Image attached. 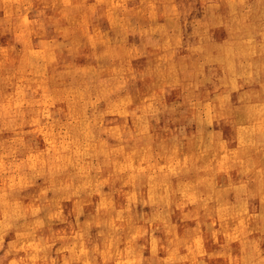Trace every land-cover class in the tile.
Masks as SVG:
<instances>
[{"label": "rangeland", "instance_id": "obj_1", "mask_svg": "<svg viewBox=\"0 0 264 264\" xmlns=\"http://www.w3.org/2000/svg\"><path fill=\"white\" fill-rule=\"evenodd\" d=\"M249 5L230 8L225 0H0V264H163L168 258V264H253L257 255L264 260V219L231 217L239 214L242 200L255 204L264 197V150L241 144L235 130L243 121L226 109L231 94L237 101L250 92L263 110L257 103L249 120L264 131V88L259 87L264 66L257 74L258 63H264V7ZM103 47L110 50L98 59ZM172 54H178L179 76L166 68ZM94 57L101 68L110 69L114 62L132 65L130 72L112 76L125 83L104 90L108 82L98 73L89 74V85L82 82L77 72L93 66ZM76 90L79 95L71 93ZM127 95L133 98L130 106L123 102ZM149 107L157 116H148L145 124L129 116L130 111L146 116ZM259 109L263 122L258 126L253 119L258 120ZM188 110L197 114L191 122ZM171 125L180 132L196 131L195 148L208 156L202 161L201 152L189 161L173 158ZM139 138L147 147L146 158L134 148ZM191 140L187 148L196 150ZM98 141L109 147L101 159L92 150ZM121 147L125 151L119 149L113 163L112 149ZM167 162L182 170V180L195 164L200 179L191 196L180 195L175 207L158 193L142 192L147 189L142 173L165 172ZM208 173L214 184L204 180Z\"/></svg>", "mask_w": 264, "mask_h": 264}, {"label": "bare ground", "instance_id": "obj_2", "mask_svg": "<svg viewBox=\"0 0 264 264\" xmlns=\"http://www.w3.org/2000/svg\"><path fill=\"white\" fill-rule=\"evenodd\" d=\"M59 1V0H58ZM184 1V0H183ZM211 1V0H210ZM248 2H250V7L252 6L253 7V5H258V6H260L261 8L262 7H264V2H261L260 0H225V4H226V6L227 7H230V8H234V7H239V6H241V5H243V4H246V3H248ZM213 3V2H212ZM190 4V3H189ZM147 5V4H146ZM185 6V5H184ZM188 6H190V5H188ZM174 7V6H173ZM173 7H172V9H173ZM209 8H211V6L209 7ZM115 9V8H114ZM175 9V8H174ZM183 9V8H182ZM190 9V8H189ZM188 9V10H189ZM264 9V8H263ZM179 10V9H178ZM212 10V9H211ZM236 10H237V8H236ZM248 10V9H247ZM258 11V10H257ZM210 12V11H209ZM179 13V12H178ZM243 13V12H242ZM239 14V13H238ZM258 14V13H257ZM173 15V14H172ZM181 16V15H180ZM204 16H206V14L204 15ZM231 16V15H230ZM255 16V15H254ZM259 16H261V15H259ZM56 17V16H55ZM172 17V16H171ZM231 17H233V16H231ZM238 18H241L239 15H238ZM253 18H255V17H253ZM180 19H181V17H180ZM226 19V18H225ZM231 19V18H230ZM246 19V18H245ZM53 20V19H52ZM233 20H234V18H233ZM232 20V21H233ZM142 21V20H141ZM170 21H172V22H175L176 21V19H170ZM215 21V20H214ZM143 22V21H142ZM221 22H222V20H221ZM246 22V21H245ZM59 23V22H58ZM215 23V22H214ZM167 24V23H166ZM218 26V25H217ZM263 27V26H262ZM261 27V28H262ZM258 28V27H257ZM260 28V29H261ZM264 29V28H263ZM249 32V31H248ZM258 32V31H257ZM246 33V32H245ZM242 34V33H241ZM208 35V34H207ZM233 35V34H232ZM208 38H210L209 36H207ZM258 37V36H257ZM212 39V38H211ZM244 39V38H243ZM242 39V40H243ZM241 40V41H242ZM214 41V40H213ZM259 42H261V41H259ZM239 43H240V41H239ZM215 44V43H214ZM218 44V43H217ZM263 45H264V43H262ZM237 45V44H236ZM236 45L234 46V47H236ZM242 45H244V44H242ZM226 47V46H225ZM232 47V46H231ZM244 47V46H243ZM255 48V47H254ZM223 49V48H222ZM108 50H110L108 47H103V50H101L100 51V53L98 54V59H102L105 55H102L104 52H107ZM95 51H96V49H95ZM247 51V50H246ZM245 51V52H246ZM230 52V51H229ZM16 54V53H15ZM227 54V53H226ZM93 55V54H92ZM91 55V56H92ZM178 54H176V56H177ZM228 55V54H227ZM94 56V55H93ZM176 56H174L173 54H172V58H173V61H170V63H168V61H167V66L168 67H166L167 68V70L170 72V73H174V74H177L179 71H178V62H176L177 64H174L175 63V60H174V57H176ZM220 57H222V56H220ZM228 57V56H227ZM91 58V57H90ZM116 60V59H115ZM221 60V59H220ZM223 61V60H222ZM230 60H228V62H229ZM231 61H232V58H231ZM193 62H195V61H193ZM218 62V61H217ZM225 62V61H224ZM55 64V58H54V60H53V65ZM91 64L93 65V66H86L85 67V70L84 71H82V72H77L78 73V76H79V78H80V80L82 81V82H84L85 84H87V85H89L90 84V80L93 78V77H91L89 74H100L103 78H104V82H108L105 86H104V90H106V89H112V88H114V87H117L118 85H119V87L123 84V83H125V81L124 80H122V79H118V78H115V79H113L112 78V76H114V75H117V73H123V72H125V71H128V72H130L129 70L131 69V66L132 65H126V66H124V65H120L118 62H114L113 64H112V66L110 67V69L109 68H106V67H103V68H101L100 67V63H99V60H97L95 57L93 58V60L91 61ZM224 64V63H223ZM229 64H230V62H229ZM259 65H260V69H259V72L257 73V74H259V73H262V68H263V66H264V63H258ZM233 66V65H232ZM239 66V65H238ZM208 67H209V70H213L212 72L213 73H215L216 74V72H217V69L215 68V66H213L212 64H210V63H208ZM222 67V66H221ZM166 68H164V69H166ZM198 68V67H197ZM6 69V68H5ZM9 69V68H8ZM64 69H65V67H64ZM233 69V68H232ZM115 70H116V72H115ZM235 70V69H234ZM246 70V69H245ZM64 71V70H63ZM69 71V70H68ZM164 71V70H163ZM250 72H254V69H250L249 70ZM189 72V71H188ZM232 72V71H231ZM234 72V71H233ZM264 73V72H263ZM198 74V73H197ZM130 75V74H129ZM178 76H179V74H177ZM186 75V74H185ZM195 75V74H194ZM213 75V74H212ZM232 75V74H231ZM182 76V75H181ZM116 77V76H115ZM195 77V76H194ZM229 77H231V76H229ZM235 77V76H234ZM167 78V77H166ZM216 78V77H215ZM252 78V77H251ZM251 78L249 77V79H248V81L246 82L247 83V85H249L248 83H249V80H251ZM200 79V78H199ZM202 79V78H201ZM200 79V80H201ZM228 79V78H227ZM253 79H254V76H253ZM252 79V80H253ZM180 80V79H179ZM236 80V79H235ZM169 81V80H168ZM230 81H232V79L230 80ZM161 82V81H160ZM200 82V81H199ZM253 82V81H252ZM170 83V82H169ZM211 83H213V82H211ZM218 83V82H217ZM237 83H238V81H237ZM260 83V82H259ZM164 84V83H163ZM175 84V83H174ZM187 84H190V82L188 81L187 82ZM196 84V83H195ZM204 84V83H203ZM206 84V83H205ZM261 84V83H260ZM86 85V86H87ZM93 85V84H92ZM170 85V84H169ZM172 85V84H171ZM170 85V86H171ZM182 85V84H181ZM199 85V84H198ZM238 85V84H237ZM94 86V85H93ZM163 86V85H162ZM193 86V85H192ZM176 87V86H175ZM196 87V86H195ZM213 87V86H212ZM216 87H218V86H216ZM215 87V88H216ZM231 87V86H230ZM260 88H264V84H262V85H260L259 86ZM259 87L257 86L256 88L257 89H259ZM178 88V87H177ZM214 88V89H215ZM223 88H225V87H223ZM249 88V87H248ZM159 89V88H158ZM236 89H237V87H236ZM247 89V88H246ZM86 90V89H85ZM91 89H89V91H90ZM190 90V89H189ZM229 90V89H228ZM182 91V90H181ZM217 91H218V89H217ZM96 92H98V91H96ZM164 92V91H163ZM191 92V91H190ZM241 92H243V91H241ZM71 93H77V95H79L80 94V92L78 91V90H76V91H73V92H71ZM95 93V92H94ZM149 93V92H148ZM216 93V92H215ZM247 93V92H246ZM92 94V93H91ZM165 94H167V93H165ZM169 94H170V91H169ZM168 94V95H169ZM182 94V93H181ZM90 95V94H89ZM154 95V94H153ZM189 95V94H188ZM63 96H65V95H63ZM94 96V95H93ZM97 97V96H96ZM187 97V96H186ZM190 97H192L191 95H190ZM232 97H234V95L233 94H231L228 98H226V109H227V111H232V112H234L235 113V120H237L239 123H241V120L243 121L242 122V124H239L238 126H237V128H236V130H235V132H236V135H237V137L240 139V142H241V144H243V145H246V146H248L249 148H255L256 146H260V148L262 149V150H264V131H263V128L262 127H260L259 129L254 125V124H252L251 122H250V120H249V114L256 108V105H257V103L259 104V106H260V108H261V110H263V108H262V106H261V103L255 98V97H252L251 96V93L249 92L248 94H246V95H244V96H241L240 95V97H242L240 100H237V101H232ZM70 98V97H69ZM87 98H88V96H87ZM98 98H99V96H98ZM158 98V97H157ZM155 99V98H154ZM86 100V99H85ZM92 100V99H91ZM187 100V99H186ZM146 101V100H145ZM160 101H161V99H160ZM220 101V100H219ZM123 102L127 105V106H130L132 103H133V98L131 97V96H128L127 95V97H125L124 99H123ZM188 103V102H187ZM190 103V102H189ZM188 103V104H189ZM220 104V103H219ZM223 104V103H222ZM68 105H69V103H68ZM166 105V104H165ZM185 105V104H184ZM126 106V107H127ZM148 106H152V105H148ZM155 106V105H154ZM163 106V105H162ZM191 106V105H190ZM189 106V107H190ZM147 107V106H146ZM150 107H149V111H148V115H144V116H142V115H139L138 117H137V115L136 114H134V113H132V111H130L129 112V116H130V114H131V118L133 119V121H136V120H141L144 124H145V122H146V119H147V117L149 116V117H156L157 116V114H155V113H152L151 112V110H150ZM166 107V106H165ZM222 107V106H221ZM152 108V107H151ZM158 109V108H157ZM260 109H259V111H258V115H256L257 116V119L258 120H255V119H253L256 123H258L257 125L259 126L263 121H260L261 120V113H262V111H261ZM219 111V110H218ZM218 111H217V113H218ZM155 112V111H154ZM220 112H222V111H220ZM100 113V112H99ZM179 113V112H178ZM188 116H187V118L188 117H190L192 120H189L190 122L191 121H193L195 118H196V115L194 114V112L192 111V110H188ZM218 115V114H217ZM79 116H80V114H79ZM84 116V115H83ZM136 117H137V119H136ZM184 117V116H183ZM223 117V116H222ZM113 118V117H112ZM129 118V117H128ZM218 118H219V115H218ZM226 118H228V117H226ZM81 119V118H80ZM80 119H78V120H80ZM184 119V118H183ZM230 119H232V118H230ZM116 120V119H115ZM209 120V119H208ZM113 122V121H112ZM78 123V122H77ZM118 123V122H117ZM73 124V123H72ZM85 124H86V121H85ZM227 124V123H226ZM75 125V124H74ZM77 125V124H76ZM96 125H98V124H96ZM153 125V124H152ZM70 126V125H69ZM154 126V125H153ZM153 126H152V128H153ZM75 128V127H74ZM134 128H135V125H134ZM146 128V127H145ZM181 128V127H180ZM111 129H114V130H116V127H115V125H111L110 126V130ZM79 130V129H78ZM95 130H96V128H95ZM135 130V129H134ZM167 130H168V128H167ZM158 131V130H157ZM163 131V130H162ZM220 131V130H219ZM75 132V131H74ZM80 132V131H79ZM164 132V131H163ZM68 133H69V131H68ZM86 134H88V131H86L85 132ZM70 134V133H69ZM93 134V133H92ZM96 134V133H95ZM134 134V133H133ZM195 134H196V131H194V130H186L185 132H180L179 130H177L173 125H171L170 127H169V134H168V136L170 137V142H171V152H173V155H172V157L174 158V156H176L177 157V159L178 160H180L181 159V157H183V159L184 158H188V161L189 160H191V159H193V155L195 154V153H200L201 151L200 150H198V149H196L195 147H196V145L193 143V137L195 136ZM227 134V133H226ZM83 135V134H82ZM81 135V136H82ZM121 135V134H120ZM147 134H145V136H146ZM153 135V134H152ZM142 136H144V135H142ZM164 136V135H163ZM219 136V135H218ZM87 137V136H86ZM138 137V136H137ZM150 137V136H149ZM135 138V137H134ZM168 138V137H167ZM189 139H192L190 142H191V146H190V148H195L196 150H189L188 148H187V142H189L188 140ZM235 139V138H234ZM233 139V140H234ZM249 139H252L253 141L252 142H250V144H249V142H248V140ZM90 140V139H89ZM169 140V139H168ZM231 140V139H230ZM84 141V140H83ZM122 141V140H121ZM167 141V140H166ZM166 141H165V143H166ZM124 142H126V141H124ZM81 143V142H80ZM94 143V142H93ZM108 143V142H107ZM222 143V142H221ZM91 144V143H90ZM145 143L141 140V138H139V142H138V144L136 145V146H134V148H137V149H139V151H140V155L142 156V157H144V158H146L147 157V147L144 145ZM170 144V143H169ZM236 144V143H235ZM147 145V144H146ZM223 145V144H222ZM111 146V145H110ZM129 146V145H128ZM236 146V145H235ZM85 147V146H84ZM106 146L105 145H103L102 144V142H100V141H98L97 143H96V145H95V147H93L92 148V150H93V153L95 152V153H97L98 155H100V159L102 158V157H104V155H105V151H108L109 150V147L106 149L105 148ZM124 147V146H123ZM123 147H121V148H116V149H112L113 151L112 152H114L115 153V157L114 158H112V162L113 163H115L116 162V160H117V156H118V151H119V149H120V151L121 152H124L125 150H124V148ZM224 147V146H223ZM86 148V147H85ZM74 149V148H73ZM167 149V148H166ZM228 149H230V148H228ZM227 149V150H228ZM89 150V149H88ZM198 150V151H197ZM233 150V149H232ZM246 150V149H245ZM26 151V150H25ZM218 151V150H217ZM229 151V150H228ZM237 151V150H236ZM154 152V151H153ZM208 152V151H207ZM230 152H231V150H230ZM238 152V151H237ZM239 152H240V150H239ZM254 152V151H253ZM35 154H36V152H34ZM41 153V152H40ZM83 153V155L84 156H86V155H88V153L89 152H82ZM151 153V152H150ZM166 153V152H165ZM202 154L200 155V159H201V161H202V159L205 157V156H208V155H206L207 153L206 152H201ZM234 153V152H233ZM31 154V153H30ZM63 154V153H62ZM108 154H110V153H108ZM107 154V155H108ZM217 154V153H216ZM219 154V153H218ZM38 155V154H37ZM60 155V154H59ZM179 155H181L180 156V158H179ZM62 156V155H61ZM71 156V155H70ZM51 157V156H50ZM67 158V157H66ZM69 158V157H68ZM82 158V157H81ZM108 158V157H107ZM153 158V157H152ZM213 158V157H212ZM93 159H94V157H93ZM105 159H106V157H105ZM198 159V158H197ZM205 159V158H204ZM33 160V159H32ZM56 160V159H55ZM213 160V159H212ZM215 160V159H214ZM223 160V159H222ZM225 160V159H224ZM227 160V159H226ZM257 160V159H256ZM64 161V160H63ZM62 161V162H63ZM254 161V160H253ZM83 162V161H82ZM105 162H106V160H105ZM171 162H172V159H171ZM210 162V161H209ZM209 162H207V163H209ZM237 162V161H236ZM259 162V161H258ZM258 162H257V164H258ZM75 162H73L72 164H74ZM80 163V162H79ZM121 163H124L125 165H127V163L125 162V161H121L119 164H121ZM164 163V162H163ZM183 163V162H182ZM56 164V163H55ZM108 164H110L109 162H108ZM107 164V165H108ZM190 164V163H189ZM231 164V163H230ZM58 165V164H57ZM63 165V164H62ZM180 165V164H179ZM238 165V164H237ZM256 165V164H255ZM40 166V165H39ZM59 166V165H58ZM66 166V165H65ZM77 166V165H76ZM79 166H80V164H79ZM94 166V165H93ZM232 166V165H231ZM247 166V165H246ZM60 167V166H59ZM83 167V166H82ZM96 167V166H95ZM131 167H132V165H131ZM164 167V166H163ZM202 167V166H201ZM230 167V166H229ZM235 167V166H234ZM61 168V167H60ZM66 168H67V166H66ZM76 168V167H75ZM209 168L211 169V166H209ZM220 168V167H219ZM241 168H243V167H241ZM240 168V169H241ZM260 168V167H259ZM262 168V167H261ZM84 169V168H83ZM195 169H196V166H195V164L193 165L192 164V167H191V176H189V178H187L186 180H182L183 178H182V170L181 169H179L177 166H175V164L173 165V164H171V163H169V162H167L166 163V170H165V172H162V173H160V174H158V175H154V176H150V175H147V174H145V173H142V175H146L145 177H143V178H141V180H143V182H145L146 184H147V189L146 188H143L142 189V192L143 193H148V192H150V191H152V194H156V193H158L159 194V196L162 198V199H164L163 201L165 202V203H170L169 205L170 206H176V201H177V198L180 196V195H184V194H186L187 196H191V193H193V191H192V189H195V187H197L198 186V184H199V182H200V179L198 178V174L196 173V171H195ZM209 169V170H210ZM74 170H76V169H74ZM246 170V169H245ZM263 170V169H262ZM37 171V170H36ZM80 171V170H79ZM78 171V172H79ZM94 171V170H93ZM217 171H218V169H217ZM246 172V171H245ZM261 172V171H260ZM38 173V172H37ZM70 173V172H69ZM68 173V174H69ZM91 173V172H90ZM131 173H133V174H131L130 176H133V175H135L134 174V170H132L131 171ZM249 173V172H248ZM255 173V172H254ZM78 174V173H77ZM243 174V173H242ZM255 174H257V176L255 177V181H257L258 182V180H259V173H258V170H256V173ZM254 174V175H255ZM72 175V174H71ZM70 175V176H71ZM80 175H81V173H80ZM226 175H228V174H226ZM91 176V175H90ZM105 176V175H104ZM202 176V175H201ZM213 177V175L211 174V173H208L207 175H205L204 176V180L207 182V183H213L212 181H213V179H214V177ZM135 178V177H134ZM244 178V177H243ZM249 178V177H248ZM82 179V178H81ZM106 179V178H105ZM253 179V178H252ZM264 179V178H263ZM79 180H80V178H79ZM86 180H88V179H86ZM74 181H76V180H74ZM97 181H99V179L97 180ZM102 181V180H101ZM248 181V180H247ZM249 181H250V179H249ZM83 183H84V181H82ZM235 182V181H234ZM76 183V182H75ZM82 183V184H83ZM92 183V182H91ZM97 183V182H96ZM227 183H229V182H227ZM264 183V182H263ZM78 184V183H77ZM101 184V183H100ZM137 184V183H136ZM208 184V185H209ZM214 184V183H213ZM249 184V183H248ZM87 185V184H86ZM98 185V184H97ZM212 185V184H211ZM230 185V184H229ZM247 185V184H246ZM75 186V185H74ZM139 186V185H138ZM213 186V185H212ZM263 186V185H262ZM76 187V186H75ZM74 187V188H75ZM83 187V186H82ZM81 187V188H82ZM84 187H86L85 185H84ZM137 187V186H136ZM254 187V186H253ZM261 187V186H260ZM88 188H90L89 186H88ZM185 188H187L188 190H185ZM226 188V187H225ZM263 188V187H262ZM84 189V188H83ZM125 189V188H124ZM250 189V188H249ZM254 189V188H253ZM258 189V188H257ZM256 189V190H257ZM208 190V189H207ZM252 190V189H251ZM108 191V190H107ZM210 191V190H209ZM218 191V190H217ZM45 192V191H44ZM43 192V193H44ZM65 192V191H64ZM105 191H103V193H104ZM92 193V192H91ZM108 193V192H107ZM211 193V192H210ZM218 193V192H217ZM204 194V193H203ZM216 194V193H215ZM215 194H214V196H215ZM63 195H65V193L63 194ZM99 195V194H98ZM109 195V194H108ZM210 195H212V193L210 194ZM57 196V195H56ZM91 196V195H90ZM88 197V196H87ZM113 197V196H112ZM137 197H138V195H137ZM201 197V196H200ZM212 197V196H211ZM94 198V197H93ZM99 198V197H98ZM11 199H13V198H11ZM15 199V198H14ZM211 199V198H210ZM111 200V199H110ZM122 200V199H121ZM140 200V199H139ZM198 200V199H197ZM12 201V200H11ZM40 201V200H39ZM80 201V200H79ZM95 201V200H94ZM129 201H131V200H129ZM136 201V200H135ZM141 201V200H140ZM211 201V200H210ZM209 201V202H210ZM214 201H216V199L214 200ZM225 201V204H226V202H228V200H224ZM17 202V201H16ZM15 202V205L17 204ZM51 202V201H50ZM98 202V201H97ZM108 202V201H107ZM113 202H114V200H113ZM122 202V201H121ZM200 202V201H199ZM204 202V201H203ZM208 202V201H207ZM218 202H219V200H218ZM254 202V201H253ZM206 203V202H205ZM19 204V203H18ZM43 204V203H42ZM138 204V203H137ZM141 204V203H140ZM209 204V203H208ZM233 204V203H232ZM48 205H49V203H48ZM82 205V204H81ZM98 205V204H97ZM120 205V204H119ZM192 205V204H191ZM197 205V204H196ZM198 205H200V204H198ZM210 205V204H209ZM58 206V205H57ZM93 206V205H92ZM194 206V205H193ZM202 206H203V204H202ZM241 210L238 212L239 214H237V212L235 213L236 215H231V217H233V218H238V217H241V218H246L247 220H250V218H251V220L250 221H252V222H256V223H259V222H263V220L262 219H264V197H262L261 195L258 197V199H256V201H255V204H253L252 203V200L250 201V200H242L241 201ZM37 207V206H36ZM120 207V206H119ZM124 207V204H123V206L121 207V208H123ZM9 208V207H8ZM12 208V207H11ZM39 208V207H38ZM49 208V207H48ZM71 208V207H70ZM190 208V207H189ZM77 209V208H76ZM57 210H58V208H57ZM83 210V209H82ZM115 210V209H114ZM120 210V209H119ZM122 210V209H121ZM225 210V209H224ZM231 210V209H230ZM22 211V210H21ZM54 211V210H53ZM61 211V210H60ZM108 211H109V208H108ZM127 211V210H126ZM186 211V210H185ZM187 211H188V208H187ZM190 211V210H189ZM5 212V211H4ZM17 212V211H16ZM55 212H56V210H55ZM195 212H196V210H195ZM15 213V212H14ZM20 213V212H19ZM97 213V212H96ZM95 213V214H96ZM112 213V212H111ZM147 213V212H146ZM170 213V212H169ZM234 213V212H233ZM18 214V213H17ZM196 214V213H195ZM200 214V213H199ZM213 214V213H212ZM55 215V214H54ZM110 215V214H109ZM127 215H128V213H127ZM185 215V214H184ZM110 216H112V215H110ZM172 216V215H171ZM209 216H210V214H209ZM84 217V216H83ZM86 217V216H85ZM88 217V216H87ZM114 217V216H113ZM134 217V216H133ZM14 218V217H13ZM68 218H70V217H68ZM67 218V219H68ZM89 218V217H88ZM229 218V217H228ZM66 219V218H65ZM85 219V218H84ZM106 219V218H105ZM124 219V218H123ZM215 219H216V217H215ZM214 220V219H213ZM77 221V220H76ZM92 221V220H91ZM100 221V220H99ZM149 221V220H148ZM205 221H206V219H205ZM218 221V220H217ZM230 221V220H229ZM228 221V222H229ZM94 222V221H93ZM111 222V221H110ZM109 222V223H110ZM150 222V221H149ZM223 222H224V220H223ZM76 223V222H75ZM108 223V224H109ZM240 223H242V222H240ZM264 223V222H263ZM74 224V223H73ZM94 224V223H93ZM199 224V223H198ZM203 224V223H202ZM212 224V223H211ZM223 224V223H222ZM244 224V223H243ZM75 225V224H74ZM85 225V224H84ZM99 225V224H98ZM112 225V224H111ZM154 225V224H153ZM245 225V224H244ZM243 225V226H244ZM15 226V225H14ZM144 226V225H143ZM155 226V225H154ZM206 226V225H205ZM204 226V227H205ZM217 226H219V225H217ZM238 226V225H237ZM109 227V226H108ZM107 227V228H108ZM114 227V226H113ZM157 227V226H156ZM225 227H227V225L225 226ZM231 227V226H230ZM236 227V226H235ZM82 228V227H81ZM87 228V227H86ZM85 228V229H86ZM115 228V227H114ZM134 228H136V227H134ZM163 228V227H162ZM201 228V227H200ZM229 228V227H228ZM245 228V227H244ZM254 228V227H253ZM91 229V228H90ZM109 229V228H108ZM111 229V228H110ZM149 229V228H148ZM83 230V229H82ZM141 230V229H140ZM144 230V229H143ZM147 230V229H146ZM158 230V229H157ZM221 230V229H220ZM226 230V229H225ZM99 231V230H98ZM162 231H163V229H162ZM245 231V230H244ZM84 232V231H83ZM152 232V231H151ZM212 232V231H211ZM230 232V231H229ZM239 232V231H238ZM149 233V232H148ZM161 233V232H160ZM163 234V233H162ZM161 234V235H162ZM174 234L175 233H173V237H174ZM213 234V233H212ZM234 234V233H233ZM233 234H232V236H233ZM258 234V233H257ZM227 235H229V233L227 234ZM237 235V234H236ZM242 235V234H241ZM255 235V234H254ZM197 236V235H196ZM256 236V235H255ZM263 236V235H262ZM91 237V236H90ZM132 237H133V235H132ZM179 237V236H178ZM253 237V236H252ZM260 237V236H259ZM153 238V237H152ZM157 238V237H156ZM198 238H200V237H198ZM232 238V237H231ZM248 238V237H247ZM255 238V237H254ZM215 239V238H214ZM152 240H154V239H152ZM174 240V239H173ZM135 241V240H134ZM195 241V240H194ZM146 242V241H145ZM164 242V241H163ZM197 242V241H196ZM199 242H201V241H199ZM242 242V241H241ZM176 243V242H175ZM215 243V242H214ZM129 244H131V243H129ZM147 244V243H146ZM192 244V243H191ZM194 244H195V242H194ZM197 244V243H196ZM201 244V243H200ZM159 245V244H158ZM198 245V244H197ZM252 245V244H251ZM153 246V245H152ZM194 246H196V245H194ZM125 247V246H124ZM135 247V246H134ZM150 247V246H149ZM155 247V246H154ZM170 247V246H169ZM168 247V248H169ZM189 247V246H188ZM200 247V246H199ZM255 247L257 248V246L255 245ZM127 248V247H126ZM130 248V247H129ZM196 248H198L197 246L195 247V249ZM203 248V247H202ZM264 248V247H263ZM188 249H190V248H188ZM193 249V248H192ZM201 249V248H200ZM243 249V248H242ZM253 249V248H252ZM128 250V249H127ZM149 250V249H148ZM153 250V249H152ZM176 250V249H175ZM240 250V249H239ZM248 250V249H247ZM255 251V250H254ZM260 251V250H259ZM127 252V251H126ZM135 252V251H134ZM165 252V251H164ZM178 252V251H177ZM209 252V251H208ZM118 253H119V251H118ZM169 253V252H168ZM186 253V252H185ZM231 253V252H230ZM255 253H257V252H255ZM254 253V254H255ZM120 254V253H119ZM128 254V253H127ZM172 254V253H171ZM220 254V253H219ZM253 254V253H252ZM131 255V254H130ZM167 255V254H166ZM185 255V254H184ZM190 255V254H189ZM225 255H227V254H225ZM260 255V254H259ZM263 255V254H262ZM125 256V255H124ZM133 256V255H132ZM230 256V255H229ZM186 257V256H185ZM201 257V256H200ZM241 257V256H240ZM239 257V258H240ZM260 257V256H259ZM134 258V257H133ZM183 258H184V256H183ZM182 258V259H183ZM187 258V257H186ZM238 258V259H239ZM261 258H262V256H261ZM126 259V258H125ZM124 259V260H125ZM169 259V258H168ZM167 259V260H168ZM197 259V258H196ZM229 259V258H228ZM159 260V259H158ZM167 260H165V261H163V264H168V263H170V262H168ZM226 260V259H225ZM156 261V260H155ZM154 261V262H155ZM168 262V263H167ZM180 262V261H179ZM221 262H223V261H221ZM228 262V261H227ZM150 263V262H149ZM229 263V262H228ZM231 263V262H230ZM172 264V263H171ZM253 264H264V260H261L260 258H258V255L255 257V259H254V261H253Z\"/></svg>", "mask_w": 264, "mask_h": 264}]
</instances>
